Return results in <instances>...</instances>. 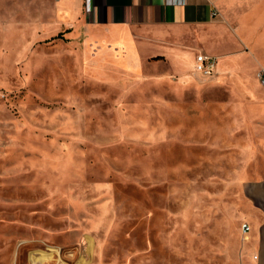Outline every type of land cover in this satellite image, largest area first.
<instances>
[{
    "label": "rangeland",
    "instance_id": "obj_1",
    "mask_svg": "<svg viewBox=\"0 0 264 264\" xmlns=\"http://www.w3.org/2000/svg\"><path fill=\"white\" fill-rule=\"evenodd\" d=\"M53 3L0 0V264H233L261 140L194 72L198 31L120 49L50 33Z\"/></svg>",
    "mask_w": 264,
    "mask_h": 264
},
{
    "label": "crops",
    "instance_id": "obj_2",
    "mask_svg": "<svg viewBox=\"0 0 264 264\" xmlns=\"http://www.w3.org/2000/svg\"><path fill=\"white\" fill-rule=\"evenodd\" d=\"M54 0L50 33L132 48L131 30L196 29L195 47L218 59L215 76L232 93L234 117L247 138L261 140L263 159L241 169L234 180L239 204L234 218L243 236L233 264H264V0ZM99 36L95 38L94 34ZM197 55V54H196ZM195 55V57H196ZM195 57L193 70L195 67ZM240 224V223H239ZM243 224L249 230L243 231Z\"/></svg>",
    "mask_w": 264,
    "mask_h": 264
},
{
    "label": "built area",
    "instance_id": "obj_3",
    "mask_svg": "<svg viewBox=\"0 0 264 264\" xmlns=\"http://www.w3.org/2000/svg\"><path fill=\"white\" fill-rule=\"evenodd\" d=\"M176 4L183 5L185 0H176ZM218 59L205 53H198L195 57L194 72L205 78H213L217 67ZM259 82L264 87V70L258 74ZM243 231L246 232L250 228L247 224H243Z\"/></svg>",
    "mask_w": 264,
    "mask_h": 264
}]
</instances>
